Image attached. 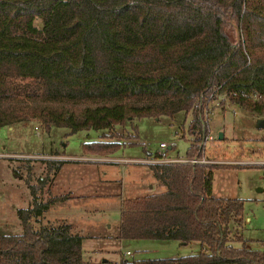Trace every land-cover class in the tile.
Returning <instances> with one entry per match:
<instances>
[{
  "label": "trees",
  "instance_id": "16d2710c",
  "mask_svg": "<svg viewBox=\"0 0 264 264\" xmlns=\"http://www.w3.org/2000/svg\"><path fill=\"white\" fill-rule=\"evenodd\" d=\"M218 93L264 116V0H0V126L38 120L74 132L190 112L184 157H202L207 104ZM119 145L98 139L83 148L107 154ZM43 162L30 205L17 209L22 230L0 234V264H264V239L251 246L240 232L244 199L212 191L217 163H147L165 189L120 204L119 238L199 250L91 261L69 223L32 222L62 196L35 194L48 193L62 161Z\"/></svg>",
  "mask_w": 264,
  "mask_h": 264
},
{
  "label": "rangeland",
  "instance_id": "374dc122",
  "mask_svg": "<svg viewBox=\"0 0 264 264\" xmlns=\"http://www.w3.org/2000/svg\"><path fill=\"white\" fill-rule=\"evenodd\" d=\"M206 115L212 138L205 141L204 154L219 165L213 168V193L244 199L243 215L248 220L240 232L253 246L264 239V127L255 125L264 116L232 102L224 93L209 100ZM190 118V112L178 111L172 116L126 118L110 129L74 132L54 125L46 130L38 120L1 125L0 234L22 230L17 209L30 205V185H37V177L45 173L43 160L60 159V168L53 175V185H48V193L42 186L35 194L43 200L49 195L69 196L49 203L39 220L32 221L35 227L57 222L71 224L75 232L86 235L81 256L91 261L103 258L130 261L196 252L197 242L178 245L179 241L173 239L128 238L117 243L112 238L104 240L107 245L100 253L95 248L102 241L94 238L102 231L115 234L123 198L165 189L143 160L156 152H165L169 157L184 156L192 138L188 128ZM102 134H110V138ZM98 139L117 140L120 145L107 154L83 148L84 142ZM160 142L164 143L163 148L159 147ZM245 159L253 162H242ZM236 160L237 163H228ZM232 244L239 246L241 242L232 240ZM126 249L129 254H122Z\"/></svg>",
  "mask_w": 264,
  "mask_h": 264
},
{
  "label": "crops",
  "instance_id": "0c3cea01",
  "mask_svg": "<svg viewBox=\"0 0 264 264\" xmlns=\"http://www.w3.org/2000/svg\"><path fill=\"white\" fill-rule=\"evenodd\" d=\"M203 156H204V159H206L208 162H217V161H210L206 156H205V154H203ZM150 157V156H149ZM247 162V161H249V162H253V160H251V159H245V160H243L242 162ZM238 162V160H236L235 162H228V163H237ZM254 162H259V161H254ZM146 163V162H145ZM60 168V167H59ZM53 179H52V181H51V183H50V185H53ZM50 189V188H49ZM214 190V181H213V184H212V191ZM52 195H56V194H52ZM62 195V196H61ZM61 195H57V196H61L60 198H57V199H55L54 201H58V200H62V199H64V198H67L69 195H67V194H61ZM52 203V202H51ZM50 203V204H51ZM49 204V205H50ZM248 220V217H246L245 218V221H247ZM71 225V224H70ZM72 227V226H71ZM241 228H242V226H241ZM72 231L73 232H75V230H74V227L72 228ZM77 233V232H76ZM115 234H109V233H107V232H101L100 234H97V235H95V240H101L102 242H100V244H96V245H98V246H96V251H98V252H100L101 253V250L102 249H105L106 248V242L104 241V240H110V239H114V240H116L117 241V243H120V242H123V239H121V238H119L118 237V224H117V228H116V232H114ZM80 235H82V234H80ZM83 236V239H84V237H86V235H82ZM90 237H92V236H90ZM83 239H82V241H83ZM81 244H82V242H81ZM178 245H184V243H182V242H178L177 243ZM127 250V249H126ZM126 250H123V251H121V253L123 254L124 253V251H126ZM101 256V255H100ZM103 257V256H102ZM104 259H106V258H104ZM111 260H113V259H111Z\"/></svg>",
  "mask_w": 264,
  "mask_h": 264
},
{
  "label": "built area",
  "instance_id": "2783aa9c",
  "mask_svg": "<svg viewBox=\"0 0 264 264\" xmlns=\"http://www.w3.org/2000/svg\"><path fill=\"white\" fill-rule=\"evenodd\" d=\"M34 129H36V126H34ZM36 134V131H34ZM212 138V136L210 134H207L204 139L202 140V144L205 147V141L207 139ZM165 145L164 143L160 142L159 143V147L163 148ZM158 155H154L152 157H147V159L143 160L146 161V163H158V162H167V161H189V162H208L206 159H204V157H169L165 154V152H157ZM125 254H129V251L126 250L124 251Z\"/></svg>",
  "mask_w": 264,
  "mask_h": 264
},
{
  "label": "water",
  "instance_id": "95a60500",
  "mask_svg": "<svg viewBox=\"0 0 264 264\" xmlns=\"http://www.w3.org/2000/svg\"><path fill=\"white\" fill-rule=\"evenodd\" d=\"M255 125L259 127H264V118H259ZM219 137L220 138L223 137V134L221 132L219 133ZM102 260H105V259L103 258Z\"/></svg>",
  "mask_w": 264,
  "mask_h": 264
}]
</instances>
